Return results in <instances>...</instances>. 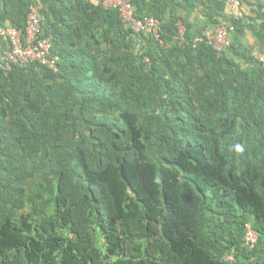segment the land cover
Instances as JSON below:
<instances>
[{
  "label": "trees",
  "instance_id": "trees-1",
  "mask_svg": "<svg viewBox=\"0 0 264 264\" xmlns=\"http://www.w3.org/2000/svg\"><path fill=\"white\" fill-rule=\"evenodd\" d=\"M215 1L130 0L160 45L116 9L50 0L56 71L0 69V264H264V70L237 45L249 27L264 49V0L221 56L183 18L217 28ZM28 7L0 21L24 29Z\"/></svg>",
  "mask_w": 264,
  "mask_h": 264
},
{
  "label": "built area",
  "instance_id": "built-area-1",
  "mask_svg": "<svg viewBox=\"0 0 264 264\" xmlns=\"http://www.w3.org/2000/svg\"><path fill=\"white\" fill-rule=\"evenodd\" d=\"M229 8L235 9L241 6V0H225ZM39 0H29L28 15L24 29L10 28L0 30V36L5 37L10 44V51L0 60V69L9 71L14 65L25 67L37 63L49 70L56 71L57 58L51 53V42L43 38V19L38 8ZM104 7L116 9L120 18L127 23L136 33H148L152 39L160 45H163L161 38V29L153 16L136 19L133 15V8L130 0H106ZM232 15L227 16L212 32L197 36L195 42L205 41L212 50L221 56L231 48V35L234 33V26L231 22ZM183 33L180 32L178 39L180 41ZM145 62L148 64L149 59ZM264 70V59L259 61ZM245 243L247 246L256 242V233L250 228L245 230ZM229 259H232L230 257Z\"/></svg>",
  "mask_w": 264,
  "mask_h": 264
},
{
  "label": "crops",
  "instance_id": "crops-1",
  "mask_svg": "<svg viewBox=\"0 0 264 264\" xmlns=\"http://www.w3.org/2000/svg\"><path fill=\"white\" fill-rule=\"evenodd\" d=\"M89 3H91L94 6H97L99 4H102L104 6V2L106 0H87ZM256 1L255 0H241V6L239 8L231 9L227 5L225 1L217 0L213 4V8L216 9L222 16L225 18L228 15H232L233 17L242 18V19H248V17L254 18L256 15L252 13L253 9H256ZM6 5V0H0V18L3 16V11ZM50 5V0H39L38 8L40 15L45 23V15L48 13ZM107 8V7H105ZM184 21L188 24H191L194 28V31H200L203 33V35H206L210 32H212L214 29L207 25L205 22V18L199 11H191L189 13H186L184 16ZM256 23H259L257 21ZM250 21H248V26H251ZM10 25L8 20L0 21V30H7L10 29ZM179 30L180 32L184 33L185 29L182 24H179ZM231 38H233V35H231ZM238 48L240 51L243 52L246 51V54L248 56L256 58L258 61L261 59H264V49L259 46V44L256 42V40L253 38L250 28H246L245 33L240 35ZM236 47V46H235ZM10 51V44L9 41L3 37L0 36V60ZM228 57L238 60V56L230 52L228 54Z\"/></svg>",
  "mask_w": 264,
  "mask_h": 264
},
{
  "label": "clouds",
  "instance_id": "clouds-1",
  "mask_svg": "<svg viewBox=\"0 0 264 264\" xmlns=\"http://www.w3.org/2000/svg\"><path fill=\"white\" fill-rule=\"evenodd\" d=\"M236 150L239 152V151H243V149L239 146V145H236Z\"/></svg>",
  "mask_w": 264,
  "mask_h": 264
}]
</instances>
